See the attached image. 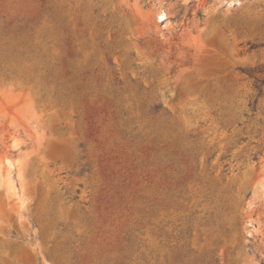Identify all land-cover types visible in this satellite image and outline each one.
<instances>
[{
  "label": "rangeland",
  "instance_id": "374dc122",
  "mask_svg": "<svg viewBox=\"0 0 264 264\" xmlns=\"http://www.w3.org/2000/svg\"><path fill=\"white\" fill-rule=\"evenodd\" d=\"M255 79L264 0H0V264H264Z\"/></svg>",
  "mask_w": 264,
  "mask_h": 264
},
{
  "label": "trees",
  "instance_id": "16d2710c",
  "mask_svg": "<svg viewBox=\"0 0 264 264\" xmlns=\"http://www.w3.org/2000/svg\"><path fill=\"white\" fill-rule=\"evenodd\" d=\"M244 73L251 75L250 71H244ZM256 80V83H255V88L259 91V94L260 96H263L264 95V89H263V86H264V80H258V79H255ZM254 110H255V106L253 107Z\"/></svg>",
  "mask_w": 264,
  "mask_h": 264
}]
</instances>
